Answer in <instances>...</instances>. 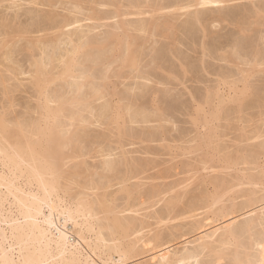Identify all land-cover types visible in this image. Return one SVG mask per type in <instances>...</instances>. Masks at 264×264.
<instances>
[{
  "label": "bare ground",
  "instance_id": "6f19581e",
  "mask_svg": "<svg viewBox=\"0 0 264 264\" xmlns=\"http://www.w3.org/2000/svg\"><path fill=\"white\" fill-rule=\"evenodd\" d=\"M191 105L264 111V0H0V264H264V127Z\"/></svg>",
  "mask_w": 264,
  "mask_h": 264
},
{
  "label": "rangeland",
  "instance_id": "374dc122",
  "mask_svg": "<svg viewBox=\"0 0 264 264\" xmlns=\"http://www.w3.org/2000/svg\"><path fill=\"white\" fill-rule=\"evenodd\" d=\"M61 12H63V11L61 10ZM20 14H21V11H20ZM22 14H23V12H22ZM25 18H26V17L24 16V19H23V20H25ZM110 22H112V21H110ZM110 22H109V23H110ZM103 23H104V22H103ZM106 23H107V22H106ZM225 26H226V27H225ZM225 26H224V25L221 26V27H222V30H224V31L226 32V35H227V33H228L227 36H229V35L231 34V31H232L233 27H230L228 24H227V25L225 24ZM221 27L218 26L217 28H213V30L219 32L218 30H220ZM228 27H229V28H228ZM218 28H219V29H218ZM224 28H225V29H224ZM227 28H228V29H227ZM222 30H221V31H222ZM98 31H99V33L102 32V31H107V28H105V29H104V28H102V29L100 28L99 30H97V31L95 32V34L98 33ZM228 31H229V32H228ZM225 32L222 31V33H224L223 36H225ZM220 33H221V32H220ZM222 33H221V35H222ZM40 35H42V34H38L37 36H40ZM34 36H35V35H34ZM225 37H226V36H225ZM156 39H157V38H156ZM158 39H159V38H158ZM158 39H157V40H158ZM159 41H162V40L159 39ZM147 52H149V51L147 50ZM21 55H22V58H23V61H24V58H25V57H24V54H21ZM20 59H21V56H20ZM148 59H149V58H148ZM145 61H147V60H145ZM144 63H145V62H144ZM23 77L25 78L26 76H23ZM23 77H21V79H22L23 83L25 84V89H27L26 86H27L28 89H29L30 86L26 83V82L29 81V80H27V79H29V78H28V76H27V77L25 78L27 81H25V79H24ZM209 78H210V77H209ZM211 78H213V77H211ZM24 81H25V82H24ZM28 83H29V82H28ZM195 85H196L198 88H195V87H196ZM200 85H202V86H200ZM152 86H154V85H152ZM189 86H194V87H192V88L194 89V91L197 90V91L199 92L200 88H202V89L204 88V90H205V87H204L203 84H195V83L193 84V83H189V85L187 84V87H189ZM199 86H200V87H199ZM55 87H57V86H55ZM122 87L124 88V86H121V88H122ZM157 87H158V89H160V88H161V89H165V88H166V86H161V87H160V86H157ZM159 87H160V88H159ZM180 87H181V89H180ZM180 87H177V88H178L177 92L180 90V91H182V92H180V91H179V92H180V93H184V95H188V93H189V95H188V99H185V98H187V96H184V97L182 96V97H181V98H182L181 100L184 99V101H187V100L191 99L190 92H189V91H191V90H187V89H186V86H182V85H180ZM121 88H120V89H121ZM123 88H122V89H123ZM184 88H185V89H184ZM28 89H27V91H28ZM55 89L57 90V88H55ZM58 90H59V86H58ZM184 90H185V92H184ZM137 92H138V91H137ZM186 92H188V93H186ZM202 92H203V90H202ZM23 93H25V92H23ZM203 93H204V92H203ZM21 94H22V93H21ZM26 94H27V93H25V95L22 94V96L24 95V96H23V99H22V96H21V99H22V101H24V102H25V100H26V97H28V95H26ZM24 97H25V98H24ZM24 99H25V100H24ZM187 102H188V101H187ZM21 103H22V102H21ZM178 103H179V102H178ZM178 103L175 104V105L178 106V107H176V106H175V107L177 108V110H178L179 108H180L181 110H179L180 112L177 111V112L180 113V114L177 113V114H175V116L178 117V119H177V117H176V121H177L176 124H178V122H179V124H178V128H179V130L176 131L177 125H175L176 128L174 129L173 124L171 125V124L167 123V128L170 127V125L172 126V127H170V128H171L170 130L172 131V133H171V131L169 130V132H170L169 135H171V134H172V135L174 134L175 136L178 135V136H176V137L178 138L179 135H180V133H181L182 131H183L184 133H186V131H188V132L191 134V138L193 139V138L197 135V132H195V130H192V131H191V129H194V128H195V127H193L194 125H192V120L189 119V116H188V118L185 117V116L188 115L189 112H185L186 114H185L184 112H182V110H183V111L185 110V109H183V108H185V107L182 106L181 104H178ZM23 104H24V103H23ZM23 104H22V105H23ZM191 107H192V105H191ZM193 107H194V105H193ZM193 107L190 108L189 111L192 110L193 112H191V111H190V112H191L194 116H195L196 114L199 113V115L201 116L202 122H203L204 118H205L206 115H207L208 122H210V123L212 124V126H213V125H214V126H217V123H219V124H218V127H219L220 131L223 132V134H225V131H226V130L224 129V127H227V126L230 125V124H227V123H230V121H228V119H226V118L224 117L223 119H220L219 121H218V120H215V119H213V117L211 116V112H210V115H209V114H205V113L202 112V111H200V112H198V113H196V112L194 113V108H195V107H194V108H193ZM21 108H22V107H21ZM207 108H208V106H207ZM17 109H18V108H17ZM208 109H209V108H208ZM22 110H23V109H22ZM201 112H202V113H201ZM251 112H254V113H256V114L258 115V116H257L256 114L254 115V117L256 116V117H255V120H256V121H254V123H258V125H259V126L261 125V127L263 128V127H264V124L262 125L261 122L264 121V120H263V119H264V114H263L264 111L258 113L257 110H254V111H251ZM175 113H176V112H175ZM183 113H184V114H183ZM191 113H190V115H192ZM203 114H204V116H203ZM259 114H260L263 118H262ZM202 116H203V117H202ZM235 116H236V118H238V117H239V114H238V116H237V115H235ZM241 116H242V114H241ZM196 117H197V115H196ZM211 117H212V119H211ZM254 117H252L251 119H253ZM257 117H258V118L260 117L262 121H260V118L258 119ZM256 118H257V119H256ZM210 119L212 120V122H213V120H214V122H213L214 124L210 121ZM225 119L227 120V122H226ZM178 120H179V121H178ZM188 120H189V122H187ZM223 120H224L225 122H223ZM253 120H254V119H253ZM257 120H258V122H257ZM91 121H93V123L95 122L94 119H91ZM180 121H181V122H180ZM185 121H186L188 124H187ZM216 121H218V122H216ZM259 121H260V122H259ZM182 122H183V123H182ZM190 122H191V125H192V126L189 124ZM220 122H221V123H220ZM121 123H122V122H121ZM239 123H240V122H237V129H236V128L231 129V130H230L231 132L228 131V130L226 131L227 133L229 132L228 135H229V134H230V135L232 134L231 137H235V135H236L237 133H240V132L238 131V129H239L241 126H247V125H249V128H247V130H251L254 126H256V125L253 123V121H252V123H251V121H250V123H247L246 125H244V124H243V125H239ZM263 123H264V122H263ZM108 124H110V123H108ZM108 124H107V123L104 124L105 126L102 125L103 127H102V126H99L98 124H94V126H95V125H98V126H99V128H95V129H98V130H96V132L98 133L99 130L102 131V129H103V131H104L105 133L113 132V134H114V132H115V134H116V132H117L116 128H117L118 125H117L116 123H114V125H113V123H111V126L108 128V126H109ZM156 124H157V123H155V124H149V125H148V124H144L145 126L142 125V124H139V125H136V126L134 125V127H136V128H137V127H141V126H142V127H146V126L156 125ZM220 124H221V125H220ZM231 124H232V123H231ZM240 124H242V123H240ZM107 125H108V126H107ZM140 125H141V126H140ZM226 125H227V126H226ZM253 125H254V126H253ZM94 126H93V127L91 126V127L94 128ZM98 126H95V127H98ZM106 126H107V127H106ZM112 126H114L115 128L112 127ZM209 126H210V124H209ZM221 126L223 127V129H224L225 131H224L222 128H220ZM238 126H240V127H238ZM104 127H105V128H104ZM111 127H112V128H111ZM142 127H141V128H138V129H142ZM110 128H111V129H110ZM113 128H114V129H113ZM250 128H251V129H250ZM106 129L108 130L107 132H106ZM168 129H169V128H168ZM180 129H181V130H180ZM93 130H94V129H93ZM109 130H112V131H109ZM174 130H175V131H174ZM204 130H205V129H203V131H204ZM233 130H236V131H233ZM94 131H95V130H94ZM103 131H102V133H103ZM173 131H174L175 133H174ZM193 131H194V133H192ZM96 132H95V133H96ZM178 132H179V133H178ZM234 132H236V133H234ZM177 133H178V134H177ZM189 133L186 134L187 136H186V135H180V137H181L182 139H180V137L177 139V138L173 135V137H175L177 140H179V139H180V140H179L178 143H175V144L170 143V144L173 145L174 147H176V145L178 144L177 146L179 147V145H180L181 148H182L183 146H185L184 148H186V146L188 147L189 145H192V144L195 145V143H191V144H190V143H189V144L187 143V142H190V141L192 140V139L190 138V134H189ZM195 133H196V134H195ZM233 134H235V135L233 136ZM172 135H171V137H172ZM188 135H189V138H190L191 140H190L189 138H188V140L186 139V138L188 137ZM192 135H193L194 137H192ZM230 135H229V136H230ZM237 135H238V134H237ZM183 136L186 137V138H184ZM126 139L128 140V138H126ZM126 139H124V140H126ZM184 139H186L187 141L185 142ZM112 140H116V139L113 138ZM131 140H133V139H131ZM181 140H184V141L180 142ZM129 141H130V139H129ZM135 141H136V140H135ZM124 142H125V141H124ZM136 142H138L137 145H132V146H129V145H131V142H129V143L127 142V144H129V145H127V144L124 145L125 148H126V150L132 152L133 149H134V151H137V149H138V150L140 151V148H141L142 146H145V145H147V144H148V145L150 144V143H144V144H141L140 141H136ZM184 142H185L186 144H185ZM125 143H126V142H125ZM180 143H182L183 145L180 144ZM155 144H156V143H155ZM155 144H151V145H155ZM162 144H163V142L159 145V147H160ZM184 144H185V145H184ZM126 145L129 146V147H127ZM157 145H158V144H157ZM163 145H166V143H164ZM142 148H143V147H142ZM181 148H179V149H178L177 147H176V148H173V150H172L173 152H172L171 150H168V149L165 150L164 148H160L161 154H159L158 157L150 156V158H152V160L156 162V166H157V168H156L155 170L151 171V172H152V173H153V172L155 173V171H158V170H161V169H167V168H170V167H172L174 164H175L177 167L183 166V164H190V163H191L192 165L198 164V161H195V160H196V157H195V156H196V154H198V153H196V154H189V153H187V151L184 150V148L182 149L183 151L181 150ZM130 149H132V150H130ZM161 149H162V150H161ZM175 149H176V152H177V155H178V156L175 155V154H176V153H175ZM180 150H181V151H180ZM169 151H170V152H169ZM171 152H172V153H171ZM180 152H181V153H180ZM138 153H139V152H137V154L135 153V154H136V157H140V158L146 157V155L144 156V155H142V154H138ZM170 153H171V154H170ZM179 153H180V154H179ZM182 153H183V154L186 153V156H185V157L181 156ZM135 154H134V155H135ZM183 154H182V155H183ZM188 154H189V156H188ZM139 155H140V156H139ZM174 155H175V156H174ZM179 155H180V156H179ZM184 155H185V154H184ZM193 155H195V156H194L195 158L193 157ZM175 157H178V159L175 158ZM187 157H190L193 161H191L190 158L188 159ZM175 159H177L178 161L183 160V161H185L186 163L183 162V161H180V163H178V161L175 160ZM194 159H195V160H194ZM187 160H188V161H187ZM189 160H190V162H189ZM181 162H182V163H181ZM188 162H189V163H188ZM196 162H197V163H196ZM177 163H178V164H177ZM175 165H174V166H175ZM176 166H175V167H176ZM180 168H182V167H180ZM180 170H181V169H180ZM180 170H179V171H180ZM179 171H178V170H177L176 172H174V171L172 172V171H171V172H172V173H170V175H171L170 177H171V178H170V179L168 178V179L165 181V183L167 182V184H170L171 182H172V183L175 182V180H176V182H178V181H182V180H179V179H185V178L187 179L188 176L186 177V175L183 174V173H181V174H179V175H176ZM181 172H182V171H181ZM172 174H175V176H173ZM189 177H190V176H189ZM177 180H178V181H177ZM169 182H170V183H169Z\"/></svg>",
  "mask_w": 264,
  "mask_h": 264
}]
</instances>
